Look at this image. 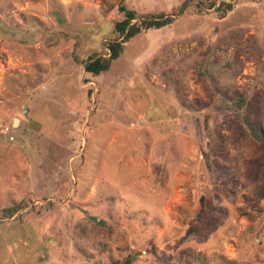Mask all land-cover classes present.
<instances>
[{"label": "rangeland", "instance_id": "rangeland-1", "mask_svg": "<svg viewBox=\"0 0 264 264\" xmlns=\"http://www.w3.org/2000/svg\"><path fill=\"white\" fill-rule=\"evenodd\" d=\"M184 1L85 70L108 55L120 4ZM209 1L0 0V264H264V151L213 96L247 91L264 131V0L224 16ZM203 185L217 221L187 234Z\"/></svg>", "mask_w": 264, "mask_h": 264}, {"label": "trees", "instance_id": "trees-1", "mask_svg": "<svg viewBox=\"0 0 264 264\" xmlns=\"http://www.w3.org/2000/svg\"><path fill=\"white\" fill-rule=\"evenodd\" d=\"M236 0H211L208 2L209 7H213L214 11L219 13V16H224L228 11L233 9ZM187 1L181 3L176 11L170 13H145L138 14L135 10L129 9L123 4H120L119 11L122 14L120 19L114 21L113 33L115 38L106 41L108 55L97 56L89 55L85 60L84 68L87 72L98 75L109 68L112 60L118 58L124 50V43L137 36L144 30L149 28H160L169 25L173 22L175 14H180L185 9ZM213 61V60H212ZM200 78H206L211 74V70L207 67H201L198 71ZM213 96L220 97L222 103L227 105L232 114L238 119L239 126L237 131L243 137L253 140L257 146L264 151V131L261 129L258 122L259 108L254 96H248L247 91L239 92L237 90H228L223 85H214ZM188 104L187 107H192ZM219 127V124L217 125ZM216 125L210 131V139L208 140V151L204 153L205 165L212 173L217 176V165L215 160L210 157L216 148V141L218 140V128ZM211 188L209 185H203L199 189V197L197 201V209L192 217V220L187 225L186 233H198L201 230H206L213 226L217 221L215 216L217 206L211 198ZM20 209L18 206H11L6 208L7 214L12 215L16 210ZM162 264H170L166 260Z\"/></svg>", "mask_w": 264, "mask_h": 264}, {"label": "water", "instance_id": "water-1", "mask_svg": "<svg viewBox=\"0 0 264 264\" xmlns=\"http://www.w3.org/2000/svg\"><path fill=\"white\" fill-rule=\"evenodd\" d=\"M17 122V120L16 119H14V122H13V124H15Z\"/></svg>", "mask_w": 264, "mask_h": 264}, {"label": "built area", "instance_id": "built-area-1", "mask_svg": "<svg viewBox=\"0 0 264 264\" xmlns=\"http://www.w3.org/2000/svg\"><path fill=\"white\" fill-rule=\"evenodd\" d=\"M6 130H7V128H6Z\"/></svg>", "mask_w": 264, "mask_h": 264}]
</instances>
